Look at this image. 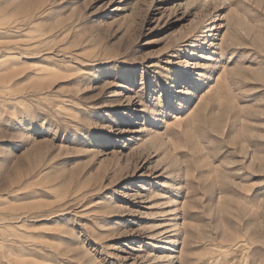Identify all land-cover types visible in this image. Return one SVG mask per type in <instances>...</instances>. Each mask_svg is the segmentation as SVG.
<instances>
[{"label":"rangeland","instance_id":"rangeland-1","mask_svg":"<svg viewBox=\"0 0 264 264\" xmlns=\"http://www.w3.org/2000/svg\"><path fill=\"white\" fill-rule=\"evenodd\" d=\"M0 264H264V0H0Z\"/></svg>","mask_w":264,"mask_h":264}]
</instances>
